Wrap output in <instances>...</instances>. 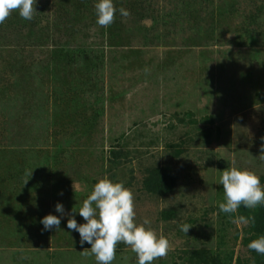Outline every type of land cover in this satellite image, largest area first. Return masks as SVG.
Listing matches in <instances>:
<instances>
[{
	"label": "rangeland",
	"instance_id": "rangeland-1",
	"mask_svg": "<svg viewBox=\"0 0 264 264\" xmlns=\"http://www.w3.org/2000/svg\"><path fill=\"white\" fill-rule=\"evenodd\" d=\"M114 5L131 15L117 12L107 28L96 23L95 9L81 8L80 23L67 13L77 21L73 37L65 28L52 29L64 19L60 0H37L31 21L13 11L0 24V149H8L17 135L13 144H29V153L69 150L56 172L60 186L36 182L35 192L30 188L11 204L0 201L4 213L9 211L0 218V264H96L93 255H85L90 245L80 247L79 233L67 221L86 223L73 210L103 178L131 189L136 222L150 218L146 227L170 242L167 256L153 264H213L212 252L225 264L222 241L226 253L234 252L233 264L237 256L252 259L241 241L245 225L227 224L219 210L224 192L218 181L224 169L236 167L255 173L264 187V36L259 35L264 9L249 26L255 42L241 46L236 32L248 25L250 12L264 8V0H114ZM70 11L76 12L74 5ZM47 26L49 41L34 44L31 29L46 33ZM58 41L93 48L97 56L91 70L97 87L82 95L93 120L81 130L63 118V103L56 107L64 75L46 60ZM81 79L74 74L71 81L77 87ZM207 130L212 135L204 139L201 131ZM38 164L43 174L47 168ZM164 164L177 183L165 194L147 191L142 184L147 170ZM57 203L64 206L63 216ZM168 207L178 212L171 222L161 216ZM49 214L61 217V229H43L40 221ZM185 225L191 226L186 234ZM201 249L209 250L206 263L192 256ZM113 264H137V256L120 243Z\"/></svg>",
	"mask_w": 264,
	"mask_h": 264
},
{
	"label": "trees",
	"instance_id": "trees-1",
	"mask_svg": "<svg viewBox=\"0 0 264 264\" xmlns=\"http://www.w3.org/2000/svg\"><path fill=\"white\" fill-rule=\"evenodd\" d=\"M138 0H136L137 2ZM97 0H60V3L65 5V12H64V19H59L54 23L53 30H56V28H65L66 31L70 30L71 37L74 36L75 31H77L75 22H77L76 18H78L79 23L82 20L83 15L80 14L81 8H84V10L92 11L95 9V3ZM134 2V1H133ZM133 4V3H132ZM74 5L76 12L70 11V6ZM69 6V7H68ZM117 10L119 9V5H116ZM264 8L261 6L256 7L252 12H250L247 16L248 19V25L243 26L240 25V27H237L236 32L238 33V37L240 38L239 44L241 46L243 45H251V43L255 42V38L251 32V27H249L251 24L256 23L259 20V16H261L262 13L261 10ZM196 11L195 13H201ZM71 12V15L74 19L68 20V16H66L67 13ZM79 12V14H78ZM87 12V13H88ZM118 12V11H117ZM86 13V15H87ZM195 13L192 15V17L196 19V23H200L202 19L199 21ZM209 13V16H207ZM207 17L214 16L210 12H206ZM220 14V13H219ZM16 15V14H15ZM14 15V16H15ZM61 15V14H59ZM12 16V18L14 17ZM94 17V16H93ZM200 18V17H198ZM204 18V17H203ZM164 20L165 17H162ZM10 20V25L13 19ZM24 22H27L28 20L23 19ZM15 22H18V19ZM259 22V21H258ZM169 22H165L164 24H167ZM17 24V23H15ZM35 22L33 25L29 26L34 27ZM46 33L41 32L34 33V30L31 29V32L34 35L35 42L34 44L44 45L46 42L49 41V32L48 29H50L49 26L45 27ZM264 36V32L259 33V35ZM257 37V36H256ZM44 38V39H43ZM48 38V39H47ZM264 40V38H263ZM97 59V56L94 54L93 48L88 49L87 47L81 46H72L70 41L64 42V41H58V44L54 46V49L51 53V57H49L46 60V66H52L54 70H57V72H61L64 76L60 77V85L63 87V90L59 88L61 93V96L56 101V107L59 108L62 103L64 104L63 118L73 122L76 129H83L84 127L89 126L90 123H92L93 118L88 116L86 113L87 108L85 107L86 104L82 101V95L84 92H87L89 90H93L97 87V80L93 73L91 72L92 69H94L92 66L93 60ZM44 66V65H43ZM46 67V68H47ZM51 68V69H52ZM74 71V72H73ZM74 74H79L81 79L80 86H74L73 82L71 81ZM22 75H24L22 73ZM83 93H82V92ZM81 97V98H80ZM85 98V97H83ZM82 109V110H81ZM46 113L48 110L45 111ZM79 123V124H78ZM82 126H78L81 125ZM85 124V125H83ZM202 136L205 138L210 137L212 135L211 130L207 131H201ZM19 139V136L11 137L12 142H10L8 149H0V170L1 168L3 170L0 171V201L3 203L4 201L8 204L13 203L14 201H9L11 198L13 199L15 196L17 199L23 198L27 192H29L30 188L32 189L30 191V194L32 192L36 191V188H34L32 185H44L46 186V183L50 180L52 185L55 187L60 186L57 184V174L56 172L60 171L61 168L65 166V160L66 156L68 157L69 150L66 148L60 147L59 149L55 150L54 154L51 156L47 155L46 150H33V153H29L26 151V146L29 147V144L25 143L22 146H17L16 143L13 144V142L17 141ZM67 140L66 142H68ZM20 145V144H19ZM19 149H23L24 153L21 152ZM120 152V151H119ZM119 152L114 154H119ZM23 153V154H22ZM21 155V156H19ZM72 156V155H71ZM19 157L21 158L19 160ZM10 159V160H9ZM42 161L43 164L46 166V171L41 174L42 170L39 167L38 162ZM29 180V181H26ZM54 179V180H53ZM30 183V184H29ZM177 183L175 175L172 173V168L169 164L164 165H156L152 168L148 169L146 172L145 177L143 178L142 184L145 186L147 191L153 192L156 194H165L166 192L170 191L174 184ZM36 185V186H37ZM54 188V187H53ZM54 192H56V188H54ZM40 192V190H38ZM39 194V193H38ZM39 196V195H38ZM29 198V197H28ZM31 199V198H30ZM5 204V205H8ZM5 206L0 207V218L5 219V216L9 215V211L7 213H4ZM4 216V217H3ZM161 216L164 220L170 221L174 218L178 217V212L174 207H168L164 208L161 211ZM238 216H245V217H254V223L245 225L242 228V235H241V241L242 244L248 245L252 240L258 238L259 236L264 235V204L257 206L253 209H248L243 206H241L238 209V212L232 215L225 214V220L227 224H230L232 220H237L236 217ZM238 233V231H237ZM236 238V237H235ZM223 242V241H222ZM220 242V249L225 253L224 261L225 264H233V251L225 252L222 248L224 247V244ZM253 254L252 259H243L241 256H237L235 259L234 264H264V255H259L254 251H251ZM209 250L207 249H201V250H195L192 253V256L197 255L198 259L201 260V262L206 263V258L208 256ZM220 253V252H218ZM210 258L209 261L213 262V264H220L221 259L219 256L214 255L213 252L209 253Z\"/></svg>",
	"mask_w": 264,
	"mask_h": 264
},
{
	"label": "clouds",
	"instance_id": "clouds-1",
	"mask_svg": "<svg viewBox=\"0 0 264 264\" xmlns=\"http://www.w3.org/2000/svg\"><path fill=\"white\" fill-rule=\"evenodd\" d=\"M37 0H0V24H3L13 11L21 18L31 21L36 12ZM96 23L109 27L115 22L117 11L122 17H129L130 11L121 7L117 10L114 0H97L95 3ZM224 192V202L219 204L220 212L232 215L243 206L248 209L264 204V187L260 178L253 172L228 167L222 171L218 181ZM62 195V193H61ZM57 213L64 215V206L57 203ZM86 223L79 224L75 218L67 221L69 230L79 233L80 247L90 245V252L96 264H113L117 245L123 243L137 256V264H153L159 258L166 257L170 250L167 238L158 236L150 227L151 219L145 217L142 223L136 222L134 194L122 182H113L108 178L99 180L91 193L83 201L78 211ZM244 224L254 223V217L238 216ZM45 231L61 229V217L49 214L41 219ZM191 226H183L186 234ZM248 249L264 255V235L252 240Z\"/></svg>",
	"mask_w": 264,
	"mask_h": 264
}]
</instances>
